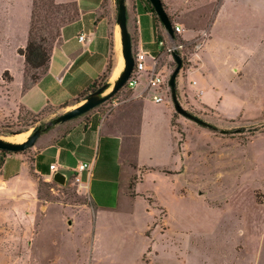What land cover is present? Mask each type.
Instances as JSON below:
<instances>
[{
	"label": "rangeland",
	"instance_id": "rangeland-1",
	"mask_svg": "<svg viewBox=\"0 0 264 264\" xmlns=\"http://www.w3.org/2000/svg\"><path fill=\"white\" fill-rule=\"evenodd\" d=\"M221 1L215 12L218 0H164L189 40L203 32L209 35L215 12V34L205 53V66L200 73L188 75L187 81L196 79L197 85L190 87L193 92L198 87H204L205 95L220 91L224 95L222 111L232 119L187 104L178 88L180 104L215 130L176 113L168 86L176 63L165 53L157 72L165 80V99L174 112L175 157L165 162L171 166L158 168L149 177L157 184L144 183L137 189L145 171L141 169L130 177L119 206L107 214L94 211L71 179L63 186L38 179L36 198H0V264H264V90L254 88L255 68H248L258 50H264V0L259 3L261 11L255 0ZM67 2L61 3L57 17L68 9ZM11 3L13 0H0L3 100L12 79L4 68L24 72L18 53L23 33L18 22L10 31L14 20L9 16ZM116 13L113 0L109 22L117 67L121 46L119 52ZM127 26L134 53L132 19ZM232 45V51L226 49ZM183 54L186 65L189 50ZM228 61H233L231 73ZM26 74L29 81L30 70ZM114 80L113 76L110 81L101 78L96 88L107 82L112 86ZM130 94L131 89L124 86L97 107L111 113L120 105L118 96L124 100ZM63 112L51 107L35 114L0 110V136L26 132V139L33 128L42 125L46 129L35 145L56 127L49 123ZM254 124L263 125L255 131L232 132Z\"/></svg>",
	"mask_w": 264,
	"mask_h": 264
},
{
	"label": "crops",
	"instance_id": "crops-1",
	"mask_svg": "<svg viewBox=\"0 0 264 264\" xmlns=\"http://www.w3.org/2000/svg\"><path fill=\"white\" fill-rule=\"evenodd\" d=\"M66 1L77 2L80 12L78 19L61 28L54 42L46 73L28 89L23 90L21 71L13 73L11 69L4 68L10 71L12 79L7 82L9 90L5 94L6 98L0 99L1 111L10 109L15 114L22 109L35 114L46 107L57 111L69 110L82 101L71 100L105 71L110 57L113 65L107 79L111 80L116 68L109 22L113 0H55L56 3ZM255 1L261 11L259 3L263 0ZM221 5L222 1L218 0L215 12ZM31 6L32 0H13L10 5L9 16L14 19L10 24V31L18 22L23 33L24 41L20 48L27 41ZM165 10L167 15L173 17L174 25H180L167 5ZM215 12L209 25L210 33L201 48L186 57V65L181 56L183 63L175 79L176 93L178 94L177 88L181 89L187 104L232 119L222 111L224 95L220 91L212 90L211 95H205L204 87H198L193 92L190 87L197 85L196 79L187 81L188 75L200 73L199 70L205 66V53L215 34ZM126 15L128 25L130 19L133 22L135 51L147 53V69L140 72L138 83L131 89L130 96L121 100L119 95L120 105L111 113L96 107L84 115L57 124L47 131L44 138L25 151L0 154V198H36L37 180H52L53 173L49 168L51 164L73 180L76 165L85 162L89 165V170L80 175L83 185L81 189L94 211L107 214L119 206L133 174L145 169L142 180L136 183L138 189L144 183L155 184L149 177L156 169L171 166V163L165 162L174 160L175 157L172 126L174 112L165 99L166 93L161 102L153 101L152 92L146 89V81L149 69L153 67L157 72L159 61L165 54L162 48L158 51L155 46L157 30L164 37L165 44H173L175 41L156 20L146 0H126ZM183 31L178 34L179 37L189 41L191 37L186 38ZM81 34L83 39L79 40ZM226 49L232 51L233 45ZM258 51L259 54L255 55L248 68H255L254 88L259 86L264 90V50L261 48ZM19 60L23 68V56H19ZM228 65L229 72H233V61H228ZM234 69L237 70L235 67ZM231 77L233 78L232 74ZM179 78L185 81V85L182 81L178 82ZM3 83L4 80L0 78V93Z\"/></svg>",
	"mask_w": 264,
	"mask_h": 264
},
{
	"label": "water",
	"instance_id": "water-1",
	"mask_svg": "<svg viewBox=\"0 0 264 264\" xmlns=\"http://www.w3.org/2000/svg\"><path fill=\"white\" fill-rule=\"evenodd\" d=\"M158 19L160 20L163 28L167 32L168 35L173 36V27L172 23L167 15V12L163 6L162 0H149ZM117 3V13H116V24L119 27V34H120V42H121V54L123 58V68L119 72L118 76L114 80L112 86L109 82L104 83L100 87L96 88L92 92H90L86 98H84L80 103L76 106L72 107L69 110L64 111L62 114L56 116L51 123H63L66 122L76 116H79L87 111L93 109L94 107L98 106L99 104L105 102L109 98L112 97L113 94L118 92L128 80L133 67H134V57H133V50H132V39L130 36V32L127 27V15H126V0H116ZM172 58L176 63V67L174 68L173 72L171 73L168 79V86L170 87V97L173 108L176 113L179 115L186 117L194 122L207 127L209 129L215 130V127L212 126L210 123L203 121L199 117L195 116L187 109H185L179 102L177 95H176V83L175 79L177 74L179 73L181 66H182V57L180 52L176 47L172 50ZM111 87L110 91L104 94V92ZM263 124H254V125H247V126H240L234 128L232 132H243V131H255L260 128ZM46 127H42L39 125L36 128H33V131L26 137L25 140L21 142L10 141L2 138L0 136V149H4L11 152H20L24 151L34 145L36 140L39 136L45 131ZM17 134V133H16ZM52 180L59 184V185H66L69 177L66 173L56 170L52 174Z\"/></svg>",
	"mask_w": 264,
	"mask_h": 264
},
{
	"label": "trees",
	"instance_id": "trees-1",
	"mask_svg": "<svg viewBox=\"0 0 264 264\" xmlns=\"http://www.w3.org/2000/svg\"><path fill=\"white\" fill-rule=\"evenodd\" d=\"M146 1L149 4L150 10L154 14L156 20L159 22L161 26H163L160 20L158 19L150 1L149 0H146ZM64 5L69 6L68 9L65 8L64 10L66 11H64V13L60 15L61 17H57L60 11L59 9L61 6H63V4L56 3L55 0H32L30 22H29L28 32H27V41L24 47L18 48V53L24 58L23 90L28 89L43 74L46 73L48 66H49V61H50L53 45H54L56 38L58 37L60 33L61 28L65 24L72 22L78 19L79 17L80 12H79V7L76 1H70ZM163 6L166 9V6L164 3H163ZM168 17L172 23V27H174L173 17L170 16L169 14H168ZM172 37H173V41H175L176 39H180L179 35L174 31V29H173ZM155 40H156V43H158L159 41H163L165 43L164 37L158 30L156 32ZM112 65H113L112 58L110 57L107 62L105 71L101 75H99L96 78V80L88 88L81 91L71 101L79 102L83 100L84 98H86L90 92L95 90L97 86L96 83L101 78L108 77L109 73L112 70ZM29 70H30V74H29L30 76L28 78H30V80L28 81L26 73ZM86 113H83L81 115H84ZM6 153H17V152H11V151H7L4 149H0V154L5 155Z\"/></svg>",
	"mask_w": 264,
	"mask_h": 264
},
{
	"label": "built area",
	"instance_id": "built-area-1",
	"mask_svg": "<svg viewBox=\"0 0 264 264\" xmlns=\"http://www.w3.org/2000/svg\"><path fill=\"white\" fill-rule=\"evenodd\" d=\"M174 31L179 34L182 32L183 27L181 25H174ZM207 34L203 32L200 36L196 37L194 40H185L183 42H174L173 44H165L163 41H159L157 44L160 48L164 50L165 53L169 54L172 58V50L174 47L178 49L181 56L183 57V53L189 50L190 53H196L202 46L203 42L206 39ZM79 40L83 39V34L79 37ZM146 52L135 51L133 53L134 57V67L133 70L126 81V87L129 89L134 88L138 83L139 74L141 71L146 70ZM155 60L154 57H152ZM165 84L164 78L154 70V68H150L147 74V81H146V89L152 92V99L155 102H161L164 99L163 94L165 95V91L162 86ZM51 173L56 171V168L53 164L49 166ZM89 170V165L85 162H80L76 165L75 168V175L73 176V181L78 188H82V181H81V173L84 171Z\"/></svg>",
	"mask_w": 264,
	"mask_h": 264
},
{
	"label": "bare ground",
	"instance_id": "bare-ground-1",
	"mask_svg": "<svg viewBox=\"0 0 264 264\" xmlns=\"http://www.w3.org/2000/svg\"><path fill=\"white\" fill-rule=\"evenodd\" d=\"M115 44H116L115 45L116 48L120 52L121 42H120V34H119V27H118V25L115 28ZM123 65H124V62H123L122 55L119 54V62H118V65L113 70L114 71L113 72V77L114 78L118 76L119 71H121V69L123 68ZM25 133H17V134H12V135H4V136H2V138L6 139V140H10V141L21 142V141H23L25 139Z\"/></svg>",
	"mask_w": 264,
	"mask_h": 264
}]
</instances>
